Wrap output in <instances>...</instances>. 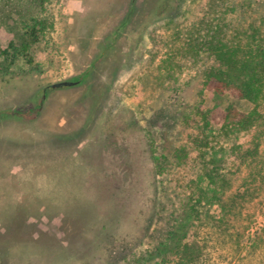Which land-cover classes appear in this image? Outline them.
<instances>
[{
    "label": "rangeland",
    "instance_id": "obj_1",
    "mask_svg": "<svg viewBox=\"0 0 264 264\" xmlns=\"http://www.w3.org/2000/svg\"><path fill=\"white\" fill-rule=\"evenodd\" d=\"M211 2L10 8L0 26V264H264V174L249 165L219 198L202 199L186 222V246L156 251L183 210L170 176L175 151L199 154L185 146L196 111L205 108L216 128L230 107L264 116V101L207 86L184 56L203 41L183 36L198 16L235 17L223 39L245 46L253 21L264 33V0ZM27 13L49 24L36 40L22 28ZM12 42L25 48L15 59ZM63 80L80 81L52 86ZM235 198L242 203L229 208Z\"/></svg>",
    "mask_w": 264,
    "mask_h": 264
},
{
    "label": "trees",
    "instance_id": "obj_2",
    "mask_svg": "<svg viewBox=\"0 0 264 264\" xmlns=\"http://www.w3.org/2000/svg\"><path fill=\"white\" fill-rule=\"evenodd\" d=\"M211 1L210 8L214 9L213 5H216V0ZM29 2L31 6L23 8L21 4L11 5L9 0H0V26L8 23L11 16L9 10L12 6L22 12H25L24 9L27 12L31 11V8L35 7L43 10L46 0H29ZM27 14L24 18L28 21L21 24L22 28H25L26 36L36 40L38 34L46 30L49 24L46 18ZM209 16L205 18L202 15L198 16L193 28L190 29V26H187L183 29V36L189 43L192 36L203 41L193 50L185 47L184 56L193 58L192 62L198 65L200 75L207 86L222 92H235L259 105L260 101H264V33L256 21H253L252 31L247 34V44L243 46L233 42L229 45L223 37L228 35L225 33L227 30L230 32L232 29L235 17L229 23L222 15L211 14ZM260 21H264V16H261ZM212 25L215 28H211ZM209 33L215 36L209 42H205L204 39L209 36ZM235 34L237 32L233 30L232 36ZM11 44L14 59L20 49L25 51L24 47H15L13 42ZM3 53L9 57V50H4ZM214 56L219 62V67L212 63ZM222 117L223 123L216 128L207 110L199 108L191 122L186 125L188 142L185 146L190 144L191 150L199 151V154L191 158L189 150L181 148L173 155L176 168H173L174 172L173 176H170V182L175 185L173 193L177 196H184L180 198L183 210L180 215L175 216V221L170 224L166 237L158 244L156 251L160 253L186 246L184 242L186 222L196 212L202 199L219 198L220 189L224 190V186L231 185V181L240 175L239 172L246 165L253 168L260 167L258 173L264 174V152L261 150L264 139V116L262 117L256 109L251 113H244L230 107ZM255 175L258 174L247 176L248 181L257 179ZM185 181L188 183L184 185L185 189L194 186L189 194H185V190L180 192L179 186ZM236 200L237 198L228 207L231 208L237 204V201L239 204L242 203V200ZM223 209L228 212L224 207Z\"/></svg>",
    "mask_w": 264,
    "mask_h": 264
},
{
    "label": "water",
    "instance_id": "obj_3",
    "mask_svg": "<svg viewBox=\"0 0 264 264\" xmlns=\"http://www.w3.org/2000/svg\"><path fill=\"white\" fill-rule=\"evenodd\" d=\"M69 83H71V81L63 80V81L53 83L52 86H61V85L69 84Z\"/></svg>",
    "mask_w": 264,
    "mask_h": 264
},
{
    "label": "flooded vegetation",
    "instance_id": "obj_4",
    "mask_svg": "<svg viewBox=\"0 0 264 264\" xmlns=\"http://www.w3.org/2000/svg\"><path fill=\"white\" fill-rule=\"evenodd\" d=\"M69 81H71V83H69V84H65V85L76 84V83H78L80 80H69ZM61 86H64V85H61ZM54 87H59V86H54ZM47 88H48V87H46V88L44 89V91H45L44 94H45V95H46Z\"/></svg>",
    "mask_w": 264,
    "mask_h": 264
}]
</instances>
